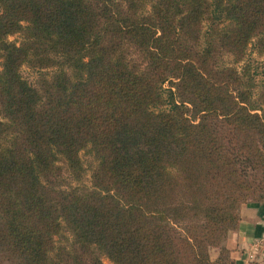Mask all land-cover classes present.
<instances>
[{
  "label": "trees",
  "instance_id": "obj_1",
  "mask_svg": "<svg viewBox=\"0 0 264 264\" xmlns=\"http://www.w3.org/2000/svg\"><path fill=\"white\" fill-rule=\"evenodd\" d=\"M251 40L264 0H0V264H229L264 201Z\"/></svg>",
  "mask_w": 264,
  "mask_h": 264
},
{
  "label": "rangeland",
  "instance_id": "obj_2",
  "mask_svg": "<svg viewBox=\"0 0 264 264\" xmlns=\"http://www.w3.org/2000/svg\"><path fill=\"white\" fill-rule=\"evenodd\" d=\"M148 7H150V4L148 5ZM10 40H20V35L18 34H14L11 35ZM226 61L227 63L235 66V68L238 70V72H240V74H243V68H245L246 65H249L250 67V74L251 76H253V84L250 87V91H252V99L253 102L254 101H261V92L264 89L263 88V83H264V67H262V62L264 61V54L260 53L257 50V47L254 43L253 40L249 41L244 52L243 53H233V52H228L227 56H226ZM22 74L23 76L31 83H34L37 78L39 77V70L32 68L30 66H28L27 64H24L22 66ZM249 74V75H250ZM248 75V76H249ZM247 78V76H246ZM163 87L165 89L170 88L171 86H174L172 83H170L168 80L165 81L163 84ZM262 89V90H261ZM264 107V104H263ZM154 110L159 111L160 109L158 107H153ZM253 111H258V112H262L261 109L257 108L254 109ZM81 158L83 160V163L85 165V167L87 168V172L85 174V176L81 179V180H77L75 178H70L68 176V174H64L65 178L69 181L65 183V187H72V186H80L81 189L85 188V186H89L91 184V171L94 168V166L96 165V160L94 158V156H92L91 154H89V152H87L86 150H82L81 151ZM254 200L249 199L248 202H253ZM245 202V203H248ZM263 202V201H262ZM244 204V203H243ZM240 215V212H239ZM59 236H57L58 239ZM225 240V239H224ZM224 240L222 242V244H224ZM219 251V248H214L211 250V255L212 257H216L217 252ZM101 261L102 264H114L113 261H111L106 255H102L101 256ZM10 264H12L9 261Z\"/></svg>",
  "mask_w": 264,
  "mask_h": 264
},
{
  "label": "crops",
  "instance_id": "obj_3",
  "mask_svg": "<svg viewBox=\"0 0 264 264\" xmlns=\"http://www.w3.org/2000/svg\"><path fill=\"white\" fill-rule=\"evenodd\" d=\"M239 212L237 227L224 240L229 264H264V201L244 203Z\"/></svg>",
  "mask_w": 264,
  "mask_h": 264
}]
</instances>
